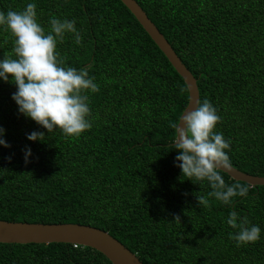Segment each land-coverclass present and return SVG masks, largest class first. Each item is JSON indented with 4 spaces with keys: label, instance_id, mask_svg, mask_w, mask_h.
<instances>
[{
    "label": "trees",
    "instance_id": "trees-1",
    "mask_svg": "<svg viewBox=\"0 0 264 264\" xmlns=\"http://www.w3.org/2000/svg\"><path fill=\"white\" fill-rule=\"evenodd\" d=\"M134 1L195 79L198 102L216 108L232 167L264 177V0ZM29 3L46 32L52 17L75 21L81 44L66 33L56 51L100 90L84 93L92 127L74 138L20 114L16 85L0 79V127L10 145H0V221L96 228L141 264H264V187L221 173L248 194L198 206L210 184L182 176L171 147L169 123L186 106L185 85L126 8L118 0H0V12ZM13 47L0 26V59ZM33 131L44 141L28 140ZM232 211L260 227L257 242L230 238L238 231L227 224ZM0 264L110 263L69 244H0Z\"/></svg>",
    "mask_w": 264,
    "mask_h": 264
},
{
    "label": "clouds",
    "instance_id": "clouds-1",
    "mask_svg": "<svg viewBox=\"0 0 264 264\" xmlns=\"http://www.w3.org/2000/svg\"><path fill=\"white\" fill-rule=\"evenodd\" d=\"M36 4L29 3L22 11L0 12V26H6L14 38L13 55L0 59V79L16 85L12 99L18 105L19 113L35 121L49 134L61 130L66 136L78 138L92 127L91 111L87 91L99 92V85L89 77L87 70L64 67V60L56 51L57 42L63 41L66 33H72L75 42L81 44L82 36L75 27V21L52 17L50 30L45 31L38 23ZM184 92V89H181ZM221 117L208 101L197 102L189 107L177 122H170L175 138L171 147L179 152L177 167L188 180H207L212 191L207 196H197L198 206L210 207L209 197L224 205H231L236 196L244 197L249 187L240 183L229 185L221 175L231 169L226 153L230 142L222 133L216 132ZM5 130L0 127V145L10 147L3 139ZM45 133L33 131L27 135L30 141H44ZM31 150L25 151V163ZM175 221H180L176 216ZM227 224L238 230L230 238L237 246L255 243L260 239L261 229L249 226L248 218L232 211ZM75 246V245H74Z\"/></svg>",
    "mask_w": 264,
    "mask_h": 264
},
{
    "label": "water",
    "instance_id": "water-1",
    "mask_svg": "<svg viewBox=\"0 0 264 264\" xmlns=\"http://www.w3.org/2000/svg\"><path fill=\"white\" fill-rule=\"evenodd\" d=\"M132 15L141 29L182 79L187 91V103L180 114L198 102L195 79L183 66L169 44L134 0H118ZM178 118V119H179ZM229 179L250 187H264V177L250 176L231 167L222 171ZM0 244H69L89 248L101 254L110 264H141L134 254L106 232L78 224H28L0 221Z\"/></svg>",
    "mask_w": 264,
    "mask_h": 264
}]
</instances>
